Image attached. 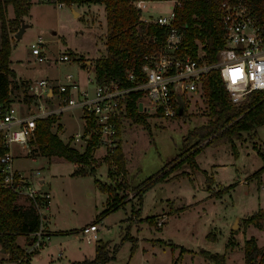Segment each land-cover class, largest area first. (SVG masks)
Returning <instances> with one entry per match:
<instances>
[{"label":"rangeland","instance_id":"374dc122","mask_svg":"<svg viewBox=\"0 0 264 264\" xmlns=\"http://www.w3.org/2000/svg\"><path fill=\"white\" fill-rule=\"evenodd\" d=\"M171 5L170 1H147L143 13L153 17L166 15ZM71 8L78 15L72 14ZM7 17L12 20L8 35L13 43L8 69L12 75L10 103L15 106L23 108L24 99H29L26 86L30 81L51 79L63 84L66 74H71L74 80L79 78L80 86L84 84L85 69H79L71 61L51 62L61 54L68 52L85 60L105 54V14L101 3L57 6L52 0H30L27 14L22 18L13 19L11 7ZM21 19L26 27L21 38L15 39L13 34ZM39 40L42 44L39 50L47 62H38L30 52V44ZM77 64L84 65L83 62ZM88 88L93 89L92 86ZM228 95L234 103L244 102L247 98V93ZM21 114L25 115V112ZM78 114V110L61 114L63 131L58 130L56 134L62 141L68 134L81 132L82 120ZM146 121L147 127L132 124L127 119L121 122L119 139L126 159L122 177L116 175L109 179L107 162L100 158L104 150L98 147L92 151V157L96 159L95 172L80 177L66 178L75 169L73 163L55 157L49 164L43 158L17 160L14 157V168L38 169V177H43L46 185H50L52 205L49 211H44L49 215L47 229L51 232L75 230L70 235H51L46 241L49 250H39L30 264H71L89 260L94 255V242H107V247L111 249L125 235L136 240L133 253L130 255L131 243L125 240L119 245L114 259L105 264H171V260L178 256V246L195 253L203 249L211 254H223L226 264H244V240L253 237L258 247L264 246V217L262 229L251 224L242 226L243 219L258 210L264 214V172L258 178L253 176L264 165L258 155H264V125L242 134V140L234 142L237 157L231 154L230 144L202 149L194 157L197 169L191 170L187 163L179 165L168 176L177 174V177L158 182L143 192L139 206L134 187L159 169L172 167L187 131L207 123L204 92L187 97L181 114L174 118L149 116ZM32 140L29 150L34 145ZM15 149L16 146L14 153ZM80 168L87 169L84 166ZM203 171L212 182L205 181ZM94 179L101 184H119V196L126 201L122 208L107 213L99 220L97 216L105 208L108 198L105 201V194L96 188ZM228 186V191L222 190ZM137 209H140V214H136ZM147 217L152 219V226L146 223ZM89 223L96 225L98 238L87 243L80 229ZM32 240V235L18 236L16 243L30 251L28 243ZM169 243L178 248L172 250ZM1 258L3 255L0 252ZM178 264L213 263L198 254L184 253Z\"/></svg>","mask_w":264,"mask_h":264},{"label":"trees","instance_id":"16d2710c","mask_svg":"<svg viewBox=\"0 0 264 264\" xmlns=\"http://www.w3.org/2000/svg\"><path fill=\"white\" fill-rule=\"evenodd\" d=\"M136 0H57V3L66 5L81 4H99L104 8L105 14V32L104 50L105 54L92 60L96 82L113 80L119 86H130L124 78L127 69H133L136 73L141 64V56L147 51L141 42L142 35L150 37L156 35L161 38L166 34L162 27L157 25H145L137 20V13L130 6L131 2ZM153 1V0H145ZM168 1V0H159ZM221 0H182L181 6L174 9L175 21L174 26L182 32L180 43L181 51H185L192 56L198 50L200 44L202 58L206 63L216 61V53L222 44V29L219 24V14L216 10L217 3ZM250 10L258 17L264 18V0H246ZM30 0H0V109L10 104V77L11 71L8 69L11 42L9 38V27L12 22L7 17L8 8L11 7L13 19L22 18L27 14ZM22 21V19H21ZM20 21V22H21ZM136 33L139 36H135ZM197 41V43H196ZM76 56L75 54H72ZM76 62H82L85 59L76 56ZM202 87L205 95L207 106L208 121L206 124L193 127L188 130L183 137L181 148L174 159L175 164L169 169L161 168L154 175L142 181L135 186L133 191L139 206L141 205L142 195L147 189L158 182L173 179L177 174L168 177L176 167L187 163L191 170L197 169L194 160L195 154L206 147H215L222 144H230L231 154L238 156L235 141L242 140V134L253 132L256 127L264 125V90L255 91L247 94L246 101L234 103L228 93H226L223 84L220 82L216 70H210L202 80ZM139 92H130L125 97L126 115L125 119L132 124L147 127V114L138 110ZM25 102L28 100L24 99ZM177 115L179 113L177 112ZM156 116H160L156 113ZM56 120L54 115H49L45 119L35 120L34 137L31 144H34L32 152L35 154L50 158L55 156L66 162H72L80 166L87 167V173L95 172L92 151L97 148L96 140L91 137L83 152L79 153L76 149L64 144L50 131L52 122ZM85 129L90 130L92 124L85 121ZM121 122L116 121V145L112 149L106 150L104 160L107 162V176L109 179L115 178L116 175L122 177L125 173V157L121 150V141L119 139ZM262 161L264 155L258 153ZM173 160V161H174ZM264 172V165L253 174L258 178ZM204 173V172H203ZM207 182H212L207 176ZM73 175L82 176L84 171L80 168L73 172ZM184 175H187L186 173ZM97 189L102 194H107L105 208L97 216V220L106 216L107 213L113 212L126 204L124 198L119 196V184H101L95 179ZM231 186V185H230ZM230 186L223 187V191H228ZM6 197L0 204V249L8 255L11 262L18 264H29V258L38 251L29 252L16 243L17 236L32 235L39 227L40 217L35 210L28 206L15 205V196L6 194ZM140 214V209L136 210ZM264 214L261 210L249 215L242 221V226L248 227L254 225L262 229V220ZM148 225L152 226V219L145 218ZM49 236V234H47ZM125 240L131 243L130 255L136 248V240L124 236L119 244L113 245L111 249L106 243L99 240L94 242V255L89 260L71 262V264H105L114 259L115 254ZM162 243H164L162 241ZM165 244V243H164ZM174 250L179 247L178 256L171 260V264H178L179 258L184 253H194L200 255L205 260L213 264H226L223 254H211L203 249L192 252L182 246L168 244ZM228 248V244L226 246ZM242 259L244 264H264V246L258 247L253 237L243 241Z\"/></svg>","mask_w":264,"mask_h":264},{"label":"built area","instance_id":"2783aa9c","mask_svg":"<svg viewBox=\"0 0 264 264\" xmlns=\"http://www.w3.org/2000/svg\"><path fill=\"white\" fill-rule=\"evenodd\" d=\"M57 6L63 4L57 3ZM172 2L166 15H145V0L131 2L137 13V20L145 25L162 27L166 34L161 38L142 35L141 42L147 50L141 56L138 72L127 69L125 81L130 86H119L113 80L96 82L93 66L84 67V86L80 87L71 74H66L65 83L35 80L26 86L29 104L23 108L12 103L0 109V204L11 194L26 199L36 214L40 224L32 234L29 252L39 251L48 238L42 228L44 211L48 209L51 196L38 188V171L28 174L14 168V147L29 153V140L35 131V120L49 115H58L69 109H78L83 121L89 119L92 126L85 134H74L72 140L87 143L93 137L97 147L104 150L116 145V121L122 122L126 115L125 97L130 92H139L140 112L148 116L158 113L164 118H174L183 108L184 100L197 92H204L202 80L210 70H216L228 94L239 95L264 90V18L256 17L246 0H221L216 10L222 29L221 48L216 53V61L206 63L198 44L195 56L181 51L182 32L174 26L175 8L182 0ZM135 36H139L136 33ZM41 41L30 44V52L38 62H47L40 52ZM76 56L65 52L52 63L76 62ZM93 73V75H91ZM88 86H92L90 90ZM43 98L49 100L52 108L46 109ZM230 98V97H229ZM231 99V98H230ZM53 100V102H52ZM25 112L22 115L21 112ZM81 234L85 242L97 240V227L93 223L83 226Z\"/></svg>","mask_w":264,"mask_h":264},{"label":"crops","instance_id":"0c3cea01","mask_svg":"<svg viewBox=\"0 0 264 264\" xmlns=\"http://www.w3.org/2000/svg\"><path fill=\"white\" fill-rule=\"evenodd\" d=\"M71 10V12H72V14H76V15H78L77 14V12L73 9V8H71L70 9ZM11 43H13V41H11ZM75 53V52H74ZM76 54H78V55H83V54H80V53H76ZM97 58V57H96ZM95 59V58H94ZM83 63H84V65H83V67H81V66H79L78 64H77V62H75L74 64H76V66H78V68L79 69H81V70H83L84 69V67L85 66H89L90 68L93 66V62H92V60L91 59H87V60H84L83 61ZM19 78V77H18ZM21 79H23V80H26V79H24V78H21ZM38 80H40V79H38ZM44 80H47V79H44ZM49 81H53V80H51V79H48ZM47 80V81H48ZM28 81H30V80H28ZM35 81V80H34ZM77 81V84H78V86H80V83H79V78L76 80ZM30 82H33V81H30ZM54 82V81H53ZM84 86V84L83 85H81L80 87H83ZM11 92H12V90H11ZM28 100V99H27ZM43 102H44V106H45V108L46 109H51L52 108V103L49 101V100H47V99H44L43 98ZM52 102H53V100H52ZM24 104L25 105H28L29 104V101L28 102H24ZM71 110H78V109H69V110H67V111H71ZM67 111H64V112H67ZM78 112H79V114H78V117H80V119L82 120L81 121V123H82V129H81V132L80 133H77V134H85V132H86V129H85V123L86 122H84L83 121V119H82V116H81V112L78 110ZM63 113V112H62ZM61 113V114H62ZM61 114H58V115H54L55 117H56V120L54 121V122H52V124H51V126H50V131H51V133H53L60 141H62L58 136H57V134H56V131H63V126H62V123H60V116H61ZM47 118V117H46ZM41 119H45V118H41ZM76 134V133H75ZM73 135H74V133H72V134H68L67 135V137H66V140L65 141H62L64 144H69V146L70 147H72V148H74V149H76L77 151H79V153H81L82 152V150H83V147H85L86 145H85V143L84 142H75V141H73L72 140V137H73ZM33 137H34V133H33V136H32V138L28 141L29 142V145H30V141L33 139ZM34 147V145L32 146V148ZM16 149H18L19 150V152H17L16 153ZM16 149H15V153H14V157H16L17 158V160H19V158H20V160L22 159V158H28L29 160H32V159H34V158H43L44 160H46L47 161V163L49 164L50 163V161H51V158H53V157H55V156H51L50 158H46V157H44V156H41V155H38V154H35L34 152H32V149H30L29 150V153L28 154H26V151L25 150H23V149H21L20 147H18V146H16ZM15 155H18V156H15ZM104 154L100 157L102 160H104ZM56 159H58V160H63V159H61V158H58V157H55ZM93 158V157H92ZM93 160H94V166H95V161H96V159L95 158H93ZM15 161V160H14ZM72 163V162H71ZM73 165H74V167H75V169L72 171V173H69L68 175H67V177L66 178H69V176H76V177H80V176H78V175H73V172L75 171V170H77V169H80V165H77V164H75V163H73ZM95 168V167H94ZM198 168V167H197ZM16 169H18L20 172H22V173H24V174H26V173H29V172H32L33 170H38V169H33V170H31V169H29V170H26V169H20V168H16ZM84 171V175H86V174H88L87 173V169L86 170H83ZM204 172V171H203ZM53 178V177H52ZM210 178V177H209ZM213 179V178H212ZM39 185H38V188L41 190V191H46V192H48L49 193V195H50V185L49 184H47L46 185V183H45V180H44V178L43 177H39ZM94 181H95V179H94ZM95 184V183H94ZM95 186H96V184H95ZM96 188H97V186H96ZM51 196V200H52V195H50ZM106 197H107V194H105V201H106ZM50 200V203H49V206H48V209L46 210V211H49V208H50V206L52 205V201ZM18 201L20 202V201H22V202H24L23 204H20V203H18ZM14 204L15 205H21V206H28V205H30L29 204V202L26 200V199H24V198H22V197H19V198H15V201H14ZM24 204H26V205H24ZM42 228L44 229V231H46L47 232V234H49V236H48V238L44 241V245L40 248V250L41 251H48L49 250V246L47 245V242H48V240L50 239V236L51 235H70V233L71 232H74L75 230H73V229H70V230H63V231H61V230H58V231H56V230H52V232H51V230H48L47 228H48V225H49V215H47V214H45L44 215V219H43V221H42ZM88 225V224H87ZM83 226H86V224L85 225H83ZM82 226V227H83ZM18 237V236H17ZM22 237H24V236H22ZM47 241V242H46ZM18 244V243H17ZM18 245H20V244H18ZM28 245H29V243H28ZM21 246V245H20ZM28 249H29V246H28ZM25 250H27V249H25ZM28 251V250H27ZM0 252L2 253V255H3V258H1L0 259V264H18V263H14V262H11V261H9V259H8V255L6 254V253H4V252H2V250L0 249ZM39 252V251H38ZM35 253V255H33V256H31L30 258H29V264H30V261H31V259L32 258H35V256L36 255H38L39 253Z\"/></svg>","mask_w":264,"mask_h":264},{"label":"water","instance_id":"95a60500","mask_svg":"<svg viewBox=\"0 0 264 264\" xmlns=\"http://www.w3.org/2000/svg\"><path fill=\"white\" fill-rule=\"evenodd\" d=\"M25 27H26V25L23 23V21H21L20 26L18 27V29L16 30V32L13 34L15 39L21 38V36H22L21 34L23 33ZM138 109L141 110V103L138 104ZM178 113L181 114V109L178 110ZM2 252H4V251L2 250Z\"/></svg>","mask_w":264,"mask_h":264}]
</instances>
